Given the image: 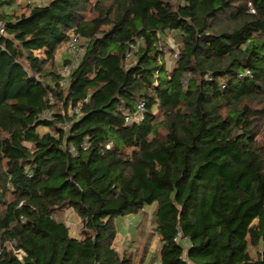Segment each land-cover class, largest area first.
Here are the masks:
<instances>
[{"label": "trees", "instance_id": "16d2710c", "mask_svg": "<svg viewBox=\"0 0 264 264\" xmlns=\"http://www.w3.org/2000/svg\"><path fill=\"white\" fill-rule=\"evenodd\" d=\"M0 22V264H144L114 248L138 214L159 264H264V0H0Z\"/></svg>", "mask_w": 264, "mask_h": 264}, {"label": "rangeland", "instance_id": "374dc122", "mask_svg": "<svg viewBox=\"0 0 264 264\" xmlns=\"http://www.w3.org/2000/svg\"><path fill=\"white\" fill-rule=\"evenodd\" d=\"M29 1L35 5H43L44 3H46L47 0H29ZM164 41L166 42L169 41L175 46L171 37H166ZM162 45H164V43H162ZM61 50L62 52H64V47ZM36 56H41V55L36 54ZM46 132H48L47 129H44V128L38 129V133L40 135ZM145 213H146L147 221L150 222L152 219L153 207L146 208ZM141 216L142 214H138V215H132L128 217H117L114 219V225H115L116 232H117L116 239L114 242V248L119 254H122L125 251H129L133 255H135V251L137 250V248H140L146 242L145 244H147L148 251L146 254V260L144 264H157L158 262L157 257H158V251H159L160 245L150 225L149 226L147 225L148 229H147V233L145 234V238H146L145 241H142L140 243L135 241L136 229H138L140 226ZM62 218L63 216H60L58 220L61 221ZM249 252L251 256H254L255 254L254 250L250 249ZM137 259H138V256L135 257V260ZM156 259H157V262H155Z\"/></svg>", "mask_w": 264, "mask_h": 264}, {"label": "built area", "instance_id": "2783aa9c", "mask_svg": "<svg viewBox=\"0 0 264 264\" xmlns=\"http://www.w3.org/2000/svg\"><path fill=\"white\" fill-rule=\"evenodd\" d=\"M3 34H4V25H3V23L0 22V35H3ZM163 43H164V47L161 45L159 47V51H160V53L163 54L164 59L166 60V63L170 67H172V62L169 59L170 53H169L168 49L170 51L174 50L175 46L169 41H167V42L164 41ZM79 44L80 43H79L78 36H76V35L70 36L68 42L64 46V53L67 54L68 56L74 57L76 59V56L80 53V48H79L80 45ZM75 63H76V60H74L73 63L70 66L64 68L63 73L67 72L69 69H72L75 66ZM143 108H144L143 104H140L138 106V108H137L138 109V113L133 118H131L129 116L125 117V122L126 123H130L132 120H134V121L141 120L142 119ZM76 112L77 111H73V112L71 111L70 114H73V113H76ZM71 151H74V149L72 147H71ZM180 240H182V242H183V244H184V246L186 248L187 247L186 240L182 239L180 233L178 232L176 237H175V239H174V242H179ZM14 254H15V256L18 259H22V258L26 257L25 252L22 251V250H18L16 252H14ZM183 256H184V253H183Z\"/></svg>", "mask_w": 264, "mask_h": 264}, {"label": "crops", "instance_id": "0c3cea01", "mask_svg": "<svg viewBox=\"0 0 264 264\" xmlns=\"http://www.w3.org/2000/svg\"><path fill=\"white\" fill-rule=\"evenodd\" d=\"M57 56L63 58V57H65V53L62 52V50H59L57 52ZM141 220H142V216H141ZM61 222L66 225V227L69 229L70 235L73 238L78 237V233L81 229V223H80L79 218L75 214H73L70 210L66 211L63 215ZM136 234H137V229H136ZM156 238H157V236H156ZM157 259H158V257H157ZM157 259L155 260V262H157ZM157 264H159V262H157Z\"/></svg>", "mask_w": 264, "mask_h": 264}]
</instances>
